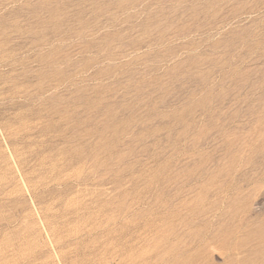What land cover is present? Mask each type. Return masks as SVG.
<instances>
[{"label":"rangeland","instance_id":"1","mask_svg":"<svg viewBox=\"0 0 264 264\" xmlns=\"http://www.w3.org/2000/svg\"><path fill=\"white\" fill-rule=\"evenodd\" d=\"M0 264H264V0H0Z\"/></svg>","mask_w":264,"mask_h":264},{"label":"bare ground","instance_id":"2","mask_svg":"<svg viewBox=\"0 0 264 264\" xmlns=\"http://www.w3.org/2000/svg\"><path fill=\"white\" fill-rule=\"evenodd\" d=\"M229 238V237H228Z\"/></svg>","mask_w":264,"mask_h":264}]
</instances>
